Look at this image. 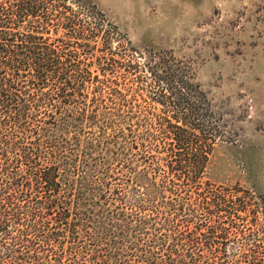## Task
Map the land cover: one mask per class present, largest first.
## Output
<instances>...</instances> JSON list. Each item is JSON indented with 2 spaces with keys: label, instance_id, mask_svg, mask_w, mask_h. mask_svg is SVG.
<instances>
[{
  "label": "trees",
  "instance_id": "trees-1",
  "mask_svg": "<svg viewBox=\"0 0 264 264\" xmlns=\"http://www.w3.org/2000/svg\"><path fill=\"white\" fill-rule=\"evenodd\" d=\"M105 20L0 0V264H264V197L209 179L205 93L161 59L138 85Z\"/></svg>",
  "mask_w": 264,
  "mask_h": 264
},
{
  "label": "rangeland",
  "instance_id": "rangeland-1",
  "mask_svg": "<svg viewBox=\"0 0 264 264\" xmlns=\"http://www.w3.org/2000/svg\"><path fill=\"white\" fill-rule=\"evenodd\" d=\"M86 1L115 27L108 45L139 64L138 85L159 88L146 66L161 59L205 93L207 122L221 134L211 182L264 197V0ZM251 217L264 240L263 208Z\"/></svg>",
  "mask_w": 264,
  "mask_h": 264
}]
</instances>
